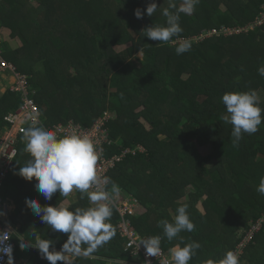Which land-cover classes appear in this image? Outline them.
<instances>
[{
	"label": "trees",
	"instance_id": "obj_1",
	"mask_svg": "<svg viewBox=\"0 0 264 264\" xmlns=\"http://www.w3.org/2000/svg\"><path fill=\"white\" fill-rule=\"evenodd\" d=\"M151 2L0 0V30H11V37L21 35L23 42L14 50L3 43L2 57L27 76L29 97L38 105L42 123L72 120L91 127L104 112L111 114L105 126L107 141L100 148L105 159L120 161L106 176L119 185L121 194L140 203V215L131 218L139 236L160 235L166 252L199 242L201 248L189 264H207L234 251L259 224L240 264H264V196L256 191L264 177V122L234 147L232 126L221 118L226 114L221 102L226 92L256 90L264 108V77L258 73L264 66V23L250 28L264 13V0H200L193 15H181L180 37L192 45L182 55L175 52L177 38L175 43H162L145 36L147 27L165 23L162 10L168 0H155L160 8L149 17L146 7ZM137 8L142 19L134 15ZM241 27L245 30L228 37L193 38L211 29ZM128 44L116 52V47ZM138 53L141 59L135 57ZM19 104L8 88L0 93V135L3 116ZM24 148L22 134L0 192L15 204L10 219L14 264H49L37 249L21 250L20 240L34 244L37 237L50 239V251H60L67 234L42 223L25 201L59 206L65 197L57 192L45 200L35 188V178L28 181L18 175L31 159ZM7 186L13 193L3 192ZM75 193L69 210L92 206L86 195L81 199ZM183 204L188 205L195 231L168 241L159 222H172ZM109 222L116 235L92 256L73 257V264H131L115 211Z\"/></svg>",
	"mask_w": 264,
	"mask_h": 264
},
{
	"label": "clouds",
	"instance_id": "obj_2",
	"mask_svg": "<svg viewBox=\"0 0 264 264\" xmlns=\"http://www.w3.org/2000/svg\"><path fill=\"white\" fill-rule=\"evenodd\" d=\"M199 3L200 0H168V6L162 10L165 23L147 27L143 31L145 36L162 43H175V37L180 40L175 48L177 55L190 51L191 42L180 37L183 31L180 20L181 15H193ZM157 9L153 0L146 7V14L152 17ZM134 15L137 19L143 18L140 8L135 9ZM258 73L264 77V66L258 68ZM221 102L226 108V114L221 118L232 126V144L237 147L244 134L252 135L259 130L264 122V108L260 106L256 90L226 92ZM23 141L24 151L30 154L31 159L20 167L18 175L28 181L35 178V188L45 200H52L53 194L57 192L66 198L75 190L81 194V199L86 195L92 206L73 211L67 207H42L36 199L26 198V205L41 222L54 232L67 234V240L60 251H50L54 242L39 237L34 244L20 240V249H37L49 264H73V257L92 256L116 235L109 221L121 194L118 184L97 172L98 146L86 134L72 132L58 136L55 130L34 125L24 129ZM256 191L264 196V177L260 179ZM187 209L188 205L183 204L177 207L172 222L166 219L159 222L163 236L168 241H173L181 232L195 231V224ZM0 215L3 213L0 212ZM161 239L160 235L142 238L138 247L143 245L148 257H158L161 254ZM5 241L0 238V254L7 256V264H14L13 247L11 244L5 245ZM84 245L87 247H82ZM200 248V243L196 241L183 247H172L169 249L171 264H189ZM3 255H0V264H3ZM207 264H240V257L238 253L229 250L218 262L209 260Z\"/></svg>",
	"mask_w": 264,
	"mask_h": 264
},
{
	"label": "built area",
	"instance_id": "obj_3",
	"mask_svg": "<svg viewBox=\"0 0 264 264\" xmlns=\"http://www.w3.org/2000/svg\"><path fill=\"white\" fill-rule=\"evenodd\" d=\"M261 14H263L261 17H264V13ZM258 19L259 18H257V21ZM263 23L264 21L261 22L259 26ZM225 30L233 31V33L225 34L223 32ZM244 30L245 29L240 28L211 29L206 33L201 32L196 39L199 38V40H203V36L211 33H213L211 37L219 35H226L225 37H228V35L239 34ZM1 45L2 42L0 37V49ZM0 72L6 73V75L13 80L11 84L8 85V90L9 92L16 94L20 99L19 106L3 116L5 128L0 135V192L9 177L14 160L17 156L18 137L23 134V131L27 126H44L46 129L55 130L58 136H63L72 132L89 135L98 146L97 172L101 176H106L108 170L120 161V157L105 159L100 148V145L107 141L105 126L112 117L109 112H104L100 119L95 121L91 127H83L81 124L72 120L68 121L66 124L46 125L45 123H42L40 119L41 113L38 105L29 97L30 91L27 76L18 73L11 63L4 60L1 50ZM140 151H143V148H140ZM126 153H128V151H126ZM132 153L135 154L134 151H132ZM140 207V203L137 199L120 194L114 208V211L118 215L117 231L124 242L125 250L129 252L130 257L132 258L131 264H171V255H168L162 247L161 254L158 257H148L143 245L138 247L140 240L144 237L139 236L133 230L131 226V218H136L140 215ZM10 211V206L0 194V212L3 213V215H0V238L6 240L5 245L11 244L14 249V243L12 241L13 228L10 224ZM259 229V224L252 226L244 239L236 246L234 252L238 253L240 258L243 254L244 248ZM3 264H7L6 255H3Z\"/></svg>",
	"mask_w": 264,
	"mask_h": 264
},
{
	"label": "rangeland",
	"instance_id": "obj_4",
	"mask_svg": "<svg viewBox=\"0 0 264 264\" xmlns=\"http://www.w3.org/2000/svg\"><path fill=\"white\" fill-rule=\"evenodd\" d=\"M33 3V2H32ZM33 6H36L37 4L36 3H33L32 4ZM161 6V5H160ZM157 7H159V5H157ZM263 14H261L260 16H259V19H258V21H257V19H256V21H254V22H252V24L250 25V28L252 29L253 27H256V26H259L260 24H261V22H263L264 21V17H261ZM240 29H243L242 27L240 28ZM225 34H230V33H233V31H229V30H225V31H223ZM213 35V33H211V34H208V35H206V36H203V38L205 39V38H209V37H211ZM219 36H226V35H219ZM229 36V35H228ZM214 37V36H213ZM194 38V37H193ZM196 38L197 37H195V40H196ZM3 40L4 39H2V36H1V42H3ZM198 40H199V38H198ZM200 40H202V39H200ZM127 47H129V44L128 45H124V46H118V47H116L115 48V50H116V52H118V51H121V50H124L125 48H127ZM2 52H5V46H1V49H0ZM237 54V53H236ZM136 58H138V59H141L142 58V54H140V53H138V54H136V56H135ZM0 74H1V79H0V93H3V92H5V90L8 88V85L9 84H11V82L13 81L10 77H8V75H6V73H2V72H0ZM258 97H260V95L258 96ZM70 119H73V118H70ZM3 192H6L7 194H9V193H13V189L11 188V187H5L4 188V190H3ZM131 197H133V196H131ZM133 198H135V197H133ZM135 199H137V198H135ZM197 208L200 210V211H202V207L200 206V204H198L197 205ZM23 263V262H22Z\"/></svg>",
	"mask_w": 264,
	"mask_h": 264
},
{
	"label": "crops",
	"instance_id": "obj_5",
	"mask_svg": "<svg viewBox=\"0 0 264 264\" xmlns=\"http://www.w3.org/2000/svg\"><path fill=\"white\" fill-rule=\"evenodd\" d=\"M11 35H12L11 34V30H9L7 28H3L2 30H0V37L2 36V39H4L2 44L3 43H7L8 46L10 47V49H13V50L21 48L23 46L22 36L21 35L20 36L19 35L18 36L14 35V37L13 36L11 37ZM75 195H76V193H75V190H74L72 193H70V195L68 197H66V198H64L62 200V202L59 204V207H67L70 204V202L75 199ZM3 199L8 203V205L11 208L10 213H11V217H12L13 216V212L15 210V204L12 201V199L10 198L9 195H7V197H4ZM146 238H148V237H146ZM166 253L168 255L170 254V252H166Z\"/></svg>",
	"mask_w": 264,
	"mask_h": 264
}]
</instances>
